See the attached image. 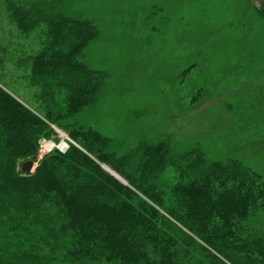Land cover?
<instances>
[{
    "label": "trees",
    "instance_id": "obj_1",
    "mask_svg": "<svg viewBox=\"0 0 264 264\" xmlns=\"http://www.w3.org/2000/svg\"><path fill=\"white\" fill-rule=\"evenodd\" d=\"M64 4L0 0V264H264L258 173L169 135L119 153L78 124L103 86L83 57L98 28ZM53 127L73 143L36 161Z\"/></svg>",
    "mask_w": 264,
    "mask_h": 264
},
{
    "label": "rangeland",
    "instance_id": "obj_2",
    "mask_svg": "<svg viewBox=\"0 0 264 264\" xmlns=\"http://www.w3.org/2000/svg\"><path fill=\"white\" fill-rule=\"evenodd\" d=\"M64 2L98 28L83 57L103 86L75 115L78 124L109 137L119 153L169 135L176 152L198 145L209 160L238 159L264 182V23L252 9L259 0ZM53 128L57 138L46 139L62 136L67 149L72 139ZM257 221L264 227V213Z\"/></svg>",
    "mask_w": 264,
    "mask_h": 264
},
{
    "label": "built area",
    "instance_id": "obj_3",
    "mask_svg": "<svg viewBox=\"0 0 264 264\" xmlns=\"http://www.w3.org/2000/svg\"><path fill=\"white\" fill-rule=\"evenodd\" d=\"M60 143V142H59ZM59 143L53 142L51 139L41 138L38 142V148H37V159L42 158L46 154H49L51 151H54V148H59ZM57 145V146H56ZM63 149H66L65 147L61 146ZM64 151V150H62Z\"/></svg>",
    "mask_w": 264,
    "mask_h": 264
},
{
    "label": "water",
    "instance_id": "obj_4",
    "mask_svg": "<svg viewBox=\"0 0 264 264\" xmlns=\"http://www.w3.org/2000/svg\"><path fill=\"white\" fill-rule=\"evenodd\" d=\"M102 166V168L104 169V170H106L108 173H110L111 175H113L115 178H117L118 180H120V181H122L123 182V179H121L112 169H110L109 167H107L106 165H101ZM33 167H34V163H33V161H26V162H24V163H22V165H21V170L23 171V172H26V173H28V172H31L32 171V169H33Z\"/></svg>",
    "mask_w": 264,
    "mask_h": 264
},
{
    "label": "bare ground",
    "instance_id": "obj_5",
    "mask_svg": "<svg viewBox=\"0 0 264 264\" xmlns=\"http://www.w3.org/2000/svg\"><path fill=\"white\" fill-rule=\"evenodd\" d=\"M59 145L63 146V147H65L67 145V140L65 138H63L62 136H61V140H60Z\"/></svg>",
    "mask_w": 264,
    "mask_h": 264
}]
</instances>
